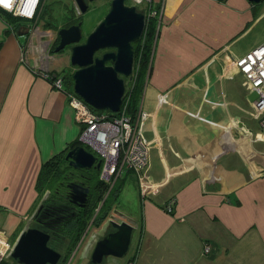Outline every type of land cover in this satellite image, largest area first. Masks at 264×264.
Masks as SVG:
<instances>
[{
	"label": "crops",
	"instance_id": "crops-1",
	"mask_svg": "<svg viewBox=\"0 0 264 264\" xmlns=\"http://www.w3.org/2000/svg\"><path fill=\"white\" fill-rule=\"evenodd\" d=\"M259 4L154 0L162 11L138 109L147 166L111 179L92 169L107 195L121 180L123 208L140 206L133 215L119 199L113 205L110 217L116 212L135 231L127 256L107 264H264V189L251 186L264 177V122L255 89L233 64L257 46L227 50L264 15ZM6 20L0 14V230L14 239L28 228L43 163L80 141L81 127L66 92L46 77L59 70L44 48L52 30L20 34ZM63 89L73 91L69 79ZM106 221L83 232L87 239L93 227L91 248Z\"/></svg>",
	"mask_w": 264,
	"mask_h": 264
},
{
	"label": "water",
	"instance_id": "water-1",
	"mask_svg": "<svg viewBox=\"0 0 264 264\" xmlns=\"http://www.w3.org/2000/svg\"><path fill=\"white\" fill-rule=\"evenodd\" d=\"M75 1L80 14L89 10L86 0ZM262 1L249 0L254 4ZM146 24L145 12L138 10L136 5H129L126 0H112L109 12L90 33L85 43L81 44L82 22L60 30V43L55 51L59 52L72 45L71 65L77 68L73 73V90L94 109L118 112L121 108L126 96L125 80L133 76L136 66L133 45L142 39ZM104 49L114 51L95 57L96 53ZM65 158L74 169L99 171L101 167V160L83 145L70 149ZM69 188L71 203L85 208L91 196L90 189L77 183H72ZM108 223L110 226L107 233L94 245L90 264H104L111 256L125 258L130 250L135 231L133 225L113 219ZM50 241L51 235L48 231L27 228L15 241L11 257L19 264H59L63 255L50 247Z\"/></svg>",
	"mask_w": 264,
	"mask_h": 264
},
{
	"label": "built area",
	"instance_id": "built-area-1",
	"mask_svg": "<svg viewBox=\"0 0 264 264\" xmlns=\"http://www.w3.org/2000/svg\"><path fill=\"white\" fill-rule=\"evenodd\" d=\"M45 1L0 0V8L16 18L28 20L42 12ZM132 1L136 6L146 4L147 24L161 14L162 8H154V0ZM233 64L258 95V99L253 104L255 111L258 114L264 113V43L233 61ZM135 77L136 69L129 82ZM129 82L126 85L127 94L118 112L100 113L75 93L69 94L68 103L74 110L75 119L81 127L80 142L89 147L91 150H88L101 160L100 169L103 179H111L119 175L125 167L141 171L148 163L150 145L141 130L144 115L140 111H137L135 117L129 114ZM55 86L61 88L62 80L57 81ZM13 246L6 232L0 230V264H7Z\"/></svg>",
	"mask_w": 264,
	"mask_h": 264
},
{
	"label": "trees",
	"instance_id": "trees-1",
	"mask_svg": "<svg viewBox=\"0 0 264 264\" xmlns=\"http://www.w3.org/2000/svg\"><path fill=\"white\" fill-rule=\"evenodd\" d=\"M0 12L6 16V21H8L6 23L9 27L14 25V23H16V25L23 24L20 18L13 17L12 14L6 11L4 12L1 9ZM50 13L51 12H49L48 16ZM74 23L75 22H68L67 26H70ZM47 27H50V25ZM156 33L157 28L153 24V21L149 22L143 38L137 43H134L137 59V71L135 79L128 84V95L132 96L130 100L129 114L134 117L139 109V99L143 93L145 80L149 73V63ZM144 38H146V45L144 54L140 59L139 52L136 50V45L139 44ZM51 53H54L52 49ZM68 77L69 83L70 80L73 83V72ZM79 144H82V142L78 140L73 142L71 149ZM72 183H77L90 189L91 196L86 206L88 210L84 212L86 207L83 209L81 208L82 211L77 216H71L69 218V225L63 226V223L60 225L51 226L48 229V232L51 235V241L49 245L51 248L57 251H59V246H62L59 243L63 238L70 239V244L72 246L77 242L80 235L83 234L91 222L93 225H101L103 221L111 215L113 205H115L117 196L119 195L122 188V184H116L107 195V193H105L106 184L99 178L97 171L74 169L69 165V161H67L65 157L61 156L58 158L57 156L46 163H43L36 180V191L38 197H41L44 192L50 191L57 204L64 203L72 205L69 188ZM53 237L56 240H53Z\"/></svg>",
	"mask_w": 264,
	"mask_h": 264
},
{
	"label": "rangeland",
	"instance_id": "rangeland-1",
	"mask_svg": "<svg viewBox=\"0 0 264 264\" xmlns=\"http://www.w3.org/2000/svg\"><path fill=\"white\" fill-rule=\"evenodd\" d=\"M110 1L111 0H96V1L91 3V5L89 6V11L86 14L80 15V17L83 20L82 31H83L84 36H87L89 32L93 31L97 27V25L104 19L106 14L109 12ZM126 2H127V4L134 5L132 0H127ZM72 6L73 5L71 3V0H47L45 3L44 16L42 17V20L45 19L46 21H50L53 24L54 28L55 27H61L71 17V14L69 13V9H71ZM136 7L138 10H142L145 7V3L138 4ZM2 11H4V10H2ZM49 12L53 13L54 19L48 18ZM257 12H261V13L264 12V1L257 6ZM0 14H2V13L0 12ZM4 17H6V16H4ZM159 17H156V18L159 19ZM160 20H159V22H160ZM21 21H22V23L26 24L24 19H21ZM152 21L153 20H151V22ZM245 25H246V23H245ZM158 27H156L157 30H158ZM53 34H55V32ZM21 37H23V36H21ZM55 39H56V35H53L51 43L47 44L44 47L46 49V55L47 56L51 55L50 48L54 44ZM262 43H264V15L257 22H255L251 27H249V29L243 35H241L239 39H238V37L235 38L234 41L232 42L231 46H229V48H227V50L229 52H231V54L236 55L240 52L245 51L248 47L259 46ZM70 54H71V52L69 50H65L62 53L60 52L59 55H55L56 56L55 59H58L57 62L67 61V63L62 64V66L66 67V68L62 67V69H59V71L64 75L65 74L69 75L72 71H74V69H77L74 66L72 67L70 64V61H69L70 56H71ZM70 84H71V87L73 90V83L71 80H70ZM53 85H55V84H53ZM68 101H69V99H68ZM98 112L108 113V110L98 111ZM87 148L89 150H91L89 147H87ZM65 155H66V153H60L58 155V158L61 156L65 157ZM120 183H121V180H119L117 182V185H120ZM251 186H254V187L259 188V189H264V177H261L260 179L255 181L253 184H251ZM120 193L117 196L116 201H118V199L120 197ZM121 202H123V201L120 198L118 203H117V205L120 206L119 207L120 209H125L129 214H133V215H137V214L140 215L141 214L139 202H137L136 204L132 203L130 205L126 204L124 206V208H123V205ZM131 209H132V211H131ZM32 211H33V208H31V210L29 211L30 214L32 213ZM120 218L121 217L116 212H114L112 217H110L109 219H113L114 221L116 220L117 222H122V221H119V220H123ZM65 225H69V221H67L63 224V226H65ZM2 226L3 225L1 222V216H0V227H2ZM92 229H93V227H91V229L89 230L88 235ZM104 232H106V230L103 228V230L101 231V235H103ZM17 234L18 233H16L15 238L17 237ZM92 234L93 233L91 232L89 236L87 235V239L85 238L86 237L85 234H81L79 239L77 240V242L74 245V249H76V250L73 252L72 255L69 252L63 253V258L59 262V264H87L88 260L90 258L91 250L93 248V247L91 248V245H89V238L91 237ZM100 236H98V238ZM84 240L85 241L88 240V244L85 242V245H84ZM12 242H14V239H11V243ZM83 245H84V247H83ZM65 248H66L65 245H62V246H59L58 249L61 252ZM72 248H73V246H72ZM82 253H83V255H82ZM83 256H84V259H83ZM7 264H17V263L10 256L7 260Z\"/></svg>",
	"mask_w": 264,
	"mask_h": 264
},
{
	"label": "flooded vegetation",
	"instance_id": "flooded-vegetation-1",
	"mask_svg": "<svg viewBox=\"0 0 264 264\" xmlns=\"http://www.w3.org/2000/svg\"><path fill=\"white\" fill-rule=\"evenodd\" d=\"M87 3L89 4V6L91 5L92 2H89L88 0H86ZM127 1V0H126ZM46 3V2H45ZM71 3H72V8L69 9V13L71 14V17L67 20L66 23H64V25H62L61 27H53V24L50 22V21H46L45 19L42 20V16H43V12H44V7L45 5L43 6V10L40 14L36 15L34 18L32 19H28V20H24L26 22L23 23L22 25H16V23H14V25L10 26L11 29L13 30H16L17 33H28V34H32L34 33L36 30H38L40 27H44V26H48L50 25V29L52 30L50 34V36L55 32V34L53 35H56V39L54 41V44L51 46L50 48V53H51V49L53 50L54 53H51V55H59V53L65 51V50H69L71 52V46H67L65 47L64 49L60 50L59 52H56L55 51V48L59 45L60 43V37H59V32L61 29L63 28H68L70 26H67L68 22H75L74 24H78L79 22H82V25H83V20L82 18L80 17V15H83V14H80V11L79 9L77 8V4H76V1L75 0H71ZM111 3H112V0L110 1V8H111ZM66 5V4H65ZM130 5V4H129ZM110 10V9H109ZM89 11V10H88ZM87 11V12H88ZM86 12V13H87ZM85 13V14H86ZM49 19H54L53 15H49L48 16ZM42 20V22H40ZM22 22V21H21ZM81 29H82V26H81ZM83 32V31H82ZM92 32V31H91ZM88 33L87 36H84L83 35V38H82V41H81V44L82 43H85L87 37L90 35V33ZM52 35V36H53ZM145 45H146V38H144L139 44L136 45V50L139 52V55H140V59L141 57L143 56L144 54V49H145ZM135 47V45H133ZM140 46V47H139ZM139 47V48H138ZM139 49V50H138ZM114 49H104L98 53H96L95 57H101L104 53H107V52H113ZM71 55V54H70ZM48 61L50 59H47ZM58 60V59H57ZM58 64V68L59 69H62V65H61V62H57ZM70 64H71V56H70ZM72 66V65H71ZM73 67V66H72ZM63 68H66V67H63ZM68 69V68H67ZM76 71V69H74V71H72L73 73ZM71 72V73H72ZM46 77L51 80L52 84H55L57 81H60L62 80V87L61 88H57L55 85H53L55 88L59 89V90H63L64 92H66V94L68 95V99H69V94L70 93H74L73 91H66L63 89V85H64V80L65 78L66 79H69V75L71 74H62L59 70H56V69H49L48 72H46ZM135 79V78H134ZM73 89H74V79H73ZM131 97L130 96V100H131ZM260 120L264 122V113H262L260 115ZM72 147V144H70L68 146L67 149H71ZM85 148L87 149V147L85 146ZM64 150L60 153H66L68 152L69 150ZM58 156V155H57ZM53 159V158H51ZM97 163V162H96ZM81 170H84V169H81ZM92 170V169H90ZM98 172V171H97ZM99 174V172H98ZM41 206V208H40ZM33 211L32 213L30 214L29 212V216H28V219L27 221L28 222V228H31V227H35V228H38V229H41V230H44V231H48V229L51 227V226H54V225H60V224H63L65 222H67L69 220V218L71 216H77L82 210L80 207H75L73 204L72 205H68V204H64V203H59L57 204L56 203V200L54 198L53 195H51V192L48 191V192H44V194L41 196V197H38L37 196V200L34 202V205H33ZM40 208V209H39ZM39 209V210H38ZM83 209V208H82ZM88 208L86 207L84 209V212L87 211ZM30 211V210H29ZM110 216L108 218L105 219V221L107 219H109ZM108 221V220H107ZM116 221V220H115ZM117 222V221H116ZM107 233V230L106 232ZM18 235V234H17ZM19 236V235H18ZM17 238V237H16ZM16 238H14V241L16 240ZM53 240H56L54 237H53ZM11 241V239H10ZM71 240L70 239H65L63 238L62 241L59 243L61 245H65V249L62 250L60 252V250L58 252H60L62 255L63 253H70L71 255L73 254V252L76 250L74 249V245L73 248L70 244ZM85 240H84V245H85ZM13 243V242H12ZM15 243V242H14ZM13 243V244H14ZM50 243V242H49ZM83 245V247H84ZM94 248V246H93ZM92 248V250H93ZM92 250H91V253L90 255L92 254ZM83 251V250H82ZM84 253V252H83ZM82 253V255H83ZM83 259H84V256H83ZM80 261V260H79ZM17 263V261H16ZM19 264V263H17ZM87 264H90V258L88 260V263ZM104 264H107V260Z\"/></svg>",
	"mask_w": 264,
	"mask_h": 264
}]
</instances>
